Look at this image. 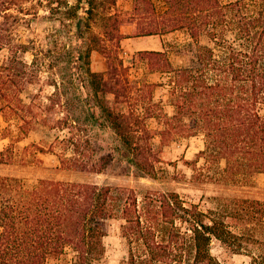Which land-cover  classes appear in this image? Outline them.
Instances as JSON below:
<instances>
[{"label": "trees", "instance_id": "obj_1", "mask_svg": "<svg viewBox=\"0 0 264 264\" xmlns=\"http://www.w3.org/2000/svg\"><path fill=\"white\" fill-rule=\"evenodd\" d=\"M29 1L0 0V53L8 51L0 63V103L5 117H16L24 134L41 123L43 113L19 95L29 84L41 83L44 72L39 53H32L36 44L20 41L21 27L31 25L28 16L36 18L41 10L54 20H67V63L57 68L61 81L46 98L52 110L63 114L53 120L56 128L71 133L67 150L72 155L61 156L63 169L100 173L127 160L136 177H154L156 136L168 142L203 134L201 157L209 167L225 159L227 182L264 173V0H163L162 12L154 0H136L129 18L118 11V0H34L30 7ZM99 20L104 36L119 49L126 38L189 32L197 44L194 65L177 68L166 51L138 52L152 72L167 76V83L146 86L150 92L169 87L172 115L148 111L144 116L133 107L139 102L131 95L136 87L122 71L121 56L110 65L115 83L92 71V52L106 41L93 33ZM126 24L134 26L131 35L121 32ZM203 36L208 44L201 43ZM125 103L127 111L120 107ZM151 117L162 121L161 131L147 126ZM101 130L114 134L112 144H93L90 137ZM240 203L229 214L259 216L264 223V201ZM227 209L226 204L205 211L175 191L140 194L131 187L49 179L28 189L18 178L0 177V264H48L68 250L74 253L73 264H96L106 254L104 239L116 219L122 220L130 264H222L212 253L213 241L235 253L242 250L236 245L241 234L227 222Z\"/></svg>", "mask_w": 264, "mask_h": 264}, {"label": "rangeland", "instance_id": "obj_2", "mask_svg": "<svg viewBox=\"0 0 264 264\" xmlns=\"http://www.w3.org/2000/svg\"><path fill=\"white\" fill-rule=\"evenodd\" d=\"M135 1L118 0L117 7L122 17L129 18L134 13ZM222 1L227 3L232 0ZM154 2L158 12L165 9L163 0H154ZM34 3V0L29 1L28 6L30 7ZM28 19L31 25L21 27L20 41L36 44L32 53H39L38 63L39 66L44 63L42 65L44 72L41 83L29 84L19 95L27 104L34 102L38 108L36 111L40 114L43 113V119L41 123L36 124L32 130L24 134L16 117L10 119L5 117L2 111L3 103H0V153H5L0 160V177L18 178L28 189L35 187L42 179H49L91 182L111 185L115 188L131 187L140 194H145L150 189L164 192L175 191L185 201L199 204L205 211L218 210L227 204V215H230L227 217V222L241 234L236 245H241L242 250L240 253H235L228 245L215 240L212 244L213 255L222 264H264V223L258 220L259 216L250 215L241 219L234 217V214H229L231 212L229 209L234 211L235 208L240 207L241 200L264 201V184L255 179L259 174L254 178H239L236 182H227V174L223 172L226 168L225 159L210 165V167L207 166L206 160L200 154L205 149L203 134L178 136L168 142H161L160 138L156 136L154 143L156 152L159 154V162L156 164L154 177H136L133 173L135 170L128 168L127 160L122 165L116 162L109 169L100 173L62 168L61 156L72 155V151L67 150L68 137L71 136V133L69 130L63 131L56 128L53 120L63 114L57 113L59 108L52 110L51 101L46 98L56 91V86L53 84L61 81L55 76V72L59 73L57 68L65 67L67 63L66 55L70 48L66 46V43L69 42V22L54 20L49 17L48 12L42 10L38 17L28 16ZM103 23V20H99L98 24L93 27V33L101 35L106 41H103L100 46H96L97 48L92 52V71L104 74L106 79L115 83L116 80L112 79L115 76L110 65L115 62L114 57L121 56L125 62V69L122 71L126 70L125 73L130 79L129 84L137 88L131 95L136 97L139 102L134 103L133 107L138 108L144 116L148 111H154L158 115L165 111L172 115L174 107L170 102L169 87L160 85L150 92L146 86L147 83H167V76L149 69L147 62L138 56V51L135 50L131 38L122 41V49H119L116 41L108 40L104 36V28L101 27ZM133 29V25L126 24L121 27V32L131 35ZM152 38L161 39V51L167 52L175 67L195 64L197 44L187 30H177ZM208 42V37L203 36L201 43L208 44ZM7 53V50L0 53V63L3 62ZM109 55L111 60H109ZM33 57L34 54L29 55V60H32ZM34 68L38 69L36 65ZM66 89L70 91L72 88L67 85ZM124 90L130 89L126 90L125 88ZM150 98L153 100L152 104ZM109 99H112L113 104L114 95H110ZM42 103L49 106L40 108ZM67 107L75 108L66 105L64 109ZM120 107L125 111L128 110L127 103ZM146 123L156 133L164 128L162 121L155 117L146 118ZM82 127L85 129V126ZM88 131L91 136V131ZM92 137L90 138L93 144L104 147L112 144L115 139L110 130H101L96 137ZM121 224V219L111 221L109 234L104 239L106 254L96 264H130L128 245L121 234ZM73 262L74 253L68 250L63 255L53 257L48 264H73Z\"/></svg>", "mask_w": 264, "mask_h": 264}, {"label": "crops", "instance_id": "obj_3", "mask_svg": "<svg viewBox=\"0 0 264 264\" xmlns=\"http://www.w3.org/2000/svg\"><path fill=\"white\" fill-rule=\"evenodd\" d=\"M154 36H144V37H133L132 44L138 52L140 51H161L162 50V41L161 39H154ZM160 36V35H159ZM257 181H261L264 184V173L259 174L255 177Z\"/></svg>", "mask_w": 264, "mask_h": 264}]
</instances>
